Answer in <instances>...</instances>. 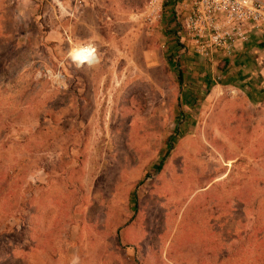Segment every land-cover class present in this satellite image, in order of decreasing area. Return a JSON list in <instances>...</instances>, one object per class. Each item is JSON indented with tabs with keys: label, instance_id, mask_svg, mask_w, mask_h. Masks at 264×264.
<instances>
[{
	"label": "rangeland",
	"instance_id": "obj_1",
	"mask_svg": "<svg viewBox=\"0 0 264 264\" xmlns=\"http://www.w3.org/2000/svg\"><path fill=\"white\" fill-rule=\"evenodd\" d=\"M74 1L0 0V264H264V100L165 5Z\"/></svg>",
	"mask_w": 264,
	"mask_h": 264
},
{
	"label": "built area",
	"instance_id": "obj_2",
	"mask_svg": "<svg viewBox=\"0 0 264 264\" xmlns=\"http://www.w3.org/2000/svg\"><path fill=\"white\" fill-rule=\"evenodd\" d=\"M86 1L92 0L74 2ZM162 5L171 17L172 47L203 59L212 60L220 51L229 55L251 31L264 30V0H151L148 18L157 17Z\"/></svg>",
	"mask_w": 264,
	"mask_h": 264
},
{
	"label": "crops",
	"instance_id": "obj_3",
	"mask_svg": "<svg viewBox=\"0 0 264 264\" xmlns=\"http://www.w3.org/2000/svg\"><path fill=\"white\" fill-rule=\"evenodd\" d=\"M196 60L191 51H182L183 67L196 64ZM223 60L228 67L225 78L229 83L241 87L252 100H264V30L251 31L249 39L236 44Z\"/></svg>",
	"mask_w": 264,
	"mask_h": 264
},
{
	"label": "trees",
	"instance_id": "obj_4",
	"mask_svg": "<svg viewBox=\"0 0 264 264\" xmlns=\"http://www.w3.org/2000/svg\"><path fill=\"white\" fill-rule=\"evenodd\" d=\"M171 17H168L167 20H166V23H165V32L166 34H168L169 36H171V30H170V27H171ZM175 65L177 66V68H179V64L177 63V61L175 62ZM177 79H178V83H181L182 80H183V73L181 72V70L179 69L178 70V73H177ZM171 149V141L168 142L167 144V149L166 151L164 152L163 156L161 157L157 167H156V171L160 170L161 167H162V164L164 163L166 157L169 155V150Z\"/></svg>",
	"mask_w": 264,
	"mask_h": 264
}]
</instances>
